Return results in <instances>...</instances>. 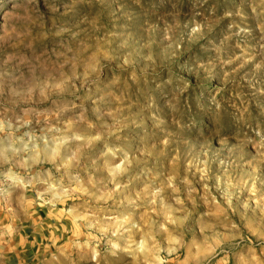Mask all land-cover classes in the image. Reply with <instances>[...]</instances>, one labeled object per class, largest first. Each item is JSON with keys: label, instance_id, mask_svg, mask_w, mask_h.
<instances>
[{"label": "rangeland", "instance_id": "obj_1", "mask_svg": "<svg viewBox=\"0 0 264 264\" xmlns=\"http://www.w3.org/2000/svg\"><path fill=\"white\" fill-rule=\"evenodd\" d=\"M8 240L23 264H264V0H0Z\"/></svg>", "mask_w": 264, "mask_h": 264}, {"label": "crops", "instance_id": "obj_2", "mask_svg": "<svg viewBox=\"0 0 264 264\" xmlns=\"http://www.w3.org/2000/svg\"><path fill=\"white\" fill-rule=\"evenodd\" d=\"M24 247V241H20V243L15 244L13 241L8 240L2 243L0 246V264H23L22 262H24V260L19 256L25 257L24 259L28 261L29 257L27 256H29L30 253L28 250H23Z\"/></svg>", "mask_w": 264, "mask_h": 264}]
</instances>
